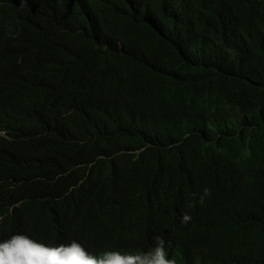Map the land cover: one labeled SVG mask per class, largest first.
Returning a JSON list of instances; mask_svg holds the SVG:
<instances>
[{
  "label": "trees",
  "instance_id": "16d2710c",
  "mask_svg": "<svg viewBox=\"0 0 264 264\" xmlns=\"http://www.w3.org/2000/svg\"><path fill=\"white\" fill-rule=\"evenodd\" d=\"M15 7L0 8L1 53L47 57L67 99L77 69L87 89L121 84L155 126L96 130L95 148L72 155L0 135V179L23 173L0 185V238L43 239L70 212L90 250L106 222L134 220L177 264H264V0H28L13 19ZM60 124L70 147L91 126L82 112Z\"/></svg>",
  "mask_w": 264,
  "mask_h": 264
},
{
  "label": "clouds",
  "instance_id": "9594fccd",
  "mask_svg": "<svg viewBox=\"0 0 264 264\" xmlns=\"http://www.w3.org/2000/svg\"><path fill=\"white\" fill-rule=\"evenodd\" d=\"M27 2L0 0V8L4 4L15 5L14 19L24 12ZM32 53L23 52L10 60L0 52V109L3 112L0 135L10 140L29 138L31 143L27 147L44 153L66 149L72 155L83 146L95 148L99 137L96 130L132 136L155 126L154 110L145 102L135 101L139 94H124L121 84L112 88L90 85L87 89L81 79L82 68L75 72L73 96L67 99L62 94L59 69L45 56L31 60ZM113 101L117 102V108L109 119L98 123L89 117ZM79 112L86 116L90 128L78 138L75 147L59 144L63 130L60 121L76 118ZM106 125V130L98 129ZM22 174L10 172L9 179H0V185L4 180H17L16 176ZM203 193L208 195L209 189L204 188ZM69 214L66 213L60 225L43 239L21 232L0 238V264H177L172 245L166 244L153 227H141L134 220L126 226L106 222L101 239L90 250L73 239V232L67 226ZM190 219L191 216L184 213L181 222L187 223ZM169 251L173 252V258Z\"/></svg>",
  "mask_w": 264,
  "mask_h": 264
}]
</instances>
